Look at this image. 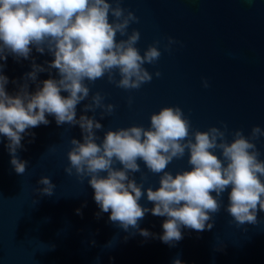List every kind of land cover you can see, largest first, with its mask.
I'll list each match as a JSON object with an SVG mask.
<instances>
[{"label": "water", "instance_id": "water-1", "mask_svg": "<svg viewBox=\"0 0 264 264\" xmlns=\"http://www.w3.org/2000/svg\"><path fill=\"white\" fill-rule=\"evenodd\" d=\"M122 6L139 17L128 31H140L141 54L159 40L162 55L155 64L145 65L153 79L138 90L118 88L107 76L89 85V100L99 91L106 104L116 105L115 112L102 120L103 109L85 113L89 100L77 105V119L95 115L104 125L97 130L98 143L109 129L150 127L151 115L165 106H180L193 131L214 125L223 128L226 123L229 142L237 129L249 136L254 125L264 128V0H123ZM168 37L177 41L171 51L165 48ZM121 38L126 39L118 34ZM52 60V54H41L35 47L27 59L9 53L6 61L0 60L8 77L6 91L15 95L27 83L34 93L45 79H59L58 71L48 68ZM33 62L46 69L36 81L27 77ZM157 70L160 77L155 76ZM46 116L49 124L22 134L17 156L27 161L23 175L15 172L8 139L0 134V264H175L177 259L182 264H264V211L257 213L259 223L238 226L225 211L230 187L223 193L213 228L197 232L182 227L183 238L172 246L160 239L167 217L148 212L139 229L127 231L111 222L110 211L101 212L94 200L90 177L82 183L75 172L64 171L71 139L83 141L81 128L57 125L54 116ZM256 143L264 160V136ZM189 155L186 151L166 170L173 175L191 170ZM138 163L148 176L140 204L150 209L154 204L147 200V187L158 188L162 173L152 174L142 160ZM42 176L55 184L53 195L37 191L44 187L38 183ZM133 176L141 182L140 172ZM140 229L150 235H141Z\"/></svg>", "mask_w": 264, "mask_h": 264}, {"label": "clouds", "instance_id": "clouds-1", "mask_svg": "<svg viewBox=\"0 0 264 264\" xmlns=\"http://www.w3.org/2000/svg\"><path fill=\"white\" fill-rule=\"evenodd\" d=\"M122 5L123 0H0V60L6 61L9 53L27 59L35 47L41 54L47 51L54 56L48 68L59 74V79H45L34 93L25 83L11 95L5 88L8 77L3 74L4 65L0 64V134L8 139L15 172L23 175L27 170V161L17 156L23 147L22 134L49 124L46 114L52 115L57 125H79L83 133L82 142L71 139L64 171L68 175L75 172L82 183L90 177L101 212L110 211V221L125 231L139 229V221L148 212L167 217L160 239L170 246L183 238L182 227L197 232L211 230L229 187L225 211L238 226L259 223L257 213L264 211V160L256 143L264 136L260 125H254L249 136L243 129L235 130L229 142L226 123L223 128L214 125L193 131L180 106H165L151 115L150 127L134 124L109 129L98 143L97 130L104 128L100 120L95 115L77 119V105L89 100V85L97 80L107 76L118 88L138 90L153 79L145 65L159 61L160 41L141 54L137 47L140 31H128L132 23H139V17ZM118 34L126 39H117ZM176 42L168 37L165 48L171 51ZM45 70L33 62L27 77L36 81L37 74ZM161 75L159 70L155 72L156 77ZM203 83L209 86L206 79ZM104 101L101 92L92 94L84 105L85 113L103 109L101 120L113 114L116 105ZM132 102L129 97V106ZM186 151L191 170L175 175L167 171V166L182 159ZM141 160L148 172L162 173L158 188L147 187V200L154 204L150 209L140 204L148 179L138 163ZM117 163L123 167H114ZM104 172L106 176L101 175ZM137 172L142 177L139 183L134 176L130 178ZM38 183L44 185L37 189L42 195H53L56 186L50 177L42 176ZM140 234L147 237L150 232L140 229ZM175 264L182 262L177 259Z\"/></svg>", "mask_w": 264, "mask_h": 264}]
</instances>
